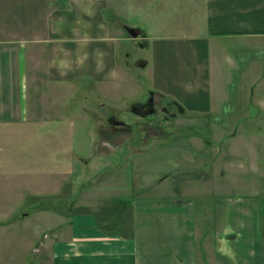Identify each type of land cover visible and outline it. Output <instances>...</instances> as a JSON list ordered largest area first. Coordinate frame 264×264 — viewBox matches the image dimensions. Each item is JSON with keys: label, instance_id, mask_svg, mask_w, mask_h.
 <instances>
[{"label": "rangeland", "instance_id": "rangeland-1", "mask_svg": "<svg viewBox=\"0 0 264 264\" xmlns=\"http://www.w3.org/2000/svg\"><path fill=\"white\" fill-rule=\"evenodd\" d=\"M27 1L24 21L7 20L12 5L0 20L20 30L0 52V264H48L46 235L75 209L178 198L204 179L189 128L193 0H47L48 19Z\"/></svg>", "mask_w": 264, "mask_h": 264}, {"label": "crops", "instance_id": "crops-1", "mask_svg": "<svg viewBox=\"0 0 264 264\" xmlns=\"http://www.w3.org/2000/svg\"><path fill=\"white\" fill-rule=\"evenodd\" d=\"M39 1L38 10L51 18L47 0L31 2ZM25 2L0 0V20L6 19L2 6L12 5L7 20L24 21ZM193 5L203 24L191 19L185 36L191 41L189 128L191 141L206 150L204 179L190 178V193L178 198L75 209L46 235L48 264H264V0ZM5 28L2 54L20 33ZM43 28L28 32L45 37Z\"/></svg>", "mask_w": 264, "mask_h": 264}, {"label": "water", "instance_id": "water-1", "mask_svg": "<svg viewBox=\"0 0 264 264\" xmlns=\"http://www.w3.org/2000/svg\"><path fill=\"white\" fill-rule=\"evenodd\" d=\"M154 112V110L148 106V104H144L140 110H139V113L143 114H152Z\"/></svg>", "mask_w": 264, "mask_h": 264}, {"label": "flooded vegetation", "instance_id": "flooded-vegetation-1", "mask_svg": "<svg viewBox=\"0 0 264 264\" xmlns=\"http://www.w3.org/2000/svg\"><path fill=\"white\" fill-rule=\"evenodd\" d=\"M148 106L150 107V105L148 104Z\"/></svg>", "mask_w": 264, "mask_h": 264}]
</instances>
